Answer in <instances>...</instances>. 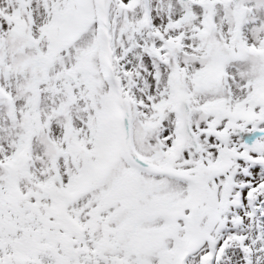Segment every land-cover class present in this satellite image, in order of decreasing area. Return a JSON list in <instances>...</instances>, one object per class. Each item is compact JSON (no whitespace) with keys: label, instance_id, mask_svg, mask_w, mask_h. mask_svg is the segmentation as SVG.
I'll return each mask as SVG.
<instances>
[{"label":"snow or ice","instance_id":"6c2138e0","mask_svg":"<svg viewBox=\"0 0 264 264\" xmlns=\"http://www.w3.org/2000/svg\"><path fill=\"white\" fill-rule=\"evenodd\" d=\"M0 264H264V0H0Z\"/></svg>","mask_w":264,"mask_h":264}]
</instances>
